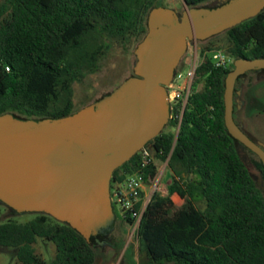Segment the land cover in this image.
I'll return each mask as SVG.
<instances>
[{
    "label": "trees",
    "instance_id": "obj_1",
    "mask_svg": "<svg viewBox=\"0 0 264 264\" xmlns=\"http://www.w3.org/2000/svg\"><path fill=\"white\" fill-rule=\"evenodd\" d=\"M184 1L189 7L222 4ZM158 7H167L165 0L0 1V114L48 118L74 113L73 85L85 76L84 69L93 71L116 43L128 48L137 42L138 49ZM222 35L235 60L264 58V11L199 41ZM213 46L204 45L201 54ZM235 66L205 59L179 135V120L172 119L170 129L146 145L154 155L146 168L141 150L114 173L113 189L142 169L150 182L159 173L158 162H169V192L153 194L138 228L140 264H264V192L241 155L243 143L226 123L227 78ZM201 81L204 88L198 90ZM109 236L85 238L45 213L27 222L0 223V246L17 249L16 264H49L36 250L39 238L55 245L50 264H94L95 245L107 243Z\"/></svg>",
    "mask_w": 264,
    "mask_h": 264
},
{
    "label": "water",
    "instance_id": "obj_2",
    "mask_svg": "<svg viewBox=\"0 0 264 264\" xmlns=\"http://www.w3.org/2000/svg\"><path fill=\"white\" fill-rule=\"evenodd\" d=\"M221 1L184 13L154 9L137 49L136 74L80 110L48 118L0 114V202L17 213L48 214L85 238L110 234L117 224L114 173L172 120L168 86L190 41L221 34L264 11V0ZM235 65L227 78L226 123L264 161V144L235 118L237 104L243 105L238 79L264 69V58H239Z\"/></svg>",
    "mask_w": 264,
    "mask_h": 264
},
{
    "label": "rangeland",
    "instance_id": "obj_3",
    "mask_svg": "<svg viewBox=\"0 0 264 264\" xmlns=\"http://www.w3.org/2000/svg\"><path fill=\"white\" fill-rule=\"evenodd\" d=\"M165 3L168 7L176 8L181 13H184L186 9H190L184 0H165ZM206 44L214 45L213 49L219 48L228 51L225 35L206 42L191 40L189 49L181 61V69H187L190 63L196 58L200 59L202 56V48ZM137 63V42L131 43L128 48H124L116 43L111 52L96 64L93 71L84 69L83 72L85 76L80 81L74 83V109L76 111L80 110L105 94L117 89L126 80L136 74ZM197 79L198 76L196 75L194 83H196ZM196 88L202 90L204 88V82L201 81ZM236 93L238 97L243 100V105L238 103L236 106L237 120L239 123L243 124L247 132L264 144V73L250 71L249 74L239 82ZM169 129L170 126L165 128V130ZM176 131H178L177 128ZM240 151L243 159L256 179L258 186L264 192V173L256 163L259 157L244 144L240 146ZM158 163L159 173L156 178L148 182L146 187L148 199L152 198L156 191L168 194L169 184L172 182L169 162L159 161ZM115 211L117 214V227L122 228L124 234H129L130 231H132L131 237L133 240H137V231L135 232L134 226H129L124 219L122 207L117 202H115ZM36 215L37 213L35 212L17 213L0 202V223L10 219L18 222H27ZM51 246H54L53 242L42 238H39L35 244L38 252L43 251L45 253L44 257L49 264L53 257ZM16 252V248L0 246V264H16Z\"/></svg>",
    "mask_w": 264,
    "mask_h": 264
},
{
    "label": "built area",
    "instance_id": "obj_4",
    "mask_svg": "<svg viewBox=\"0 0 264 264\" xmlns=\"http://www.w3.org/2000/svg\"><path fill=\"white\" fill-rule=\"evenodd\" d=\"M208 57L218 66H231L235 62V59L228 51L217 48L208 50L200 59L196 58L190 63L187 69H181L179 67L175 78L168 86L173 110L172 119L179 120L177 132L181 129L185 110L193 90L197 69ZM142 155L143 168H146L154 160V155L148 147L142 150ZM147 184L146 173L142 169L130 174L123 182L117 183L113 189L114 202L121 205L124 216L133 219L132 225L134 226L135 232H138L147 205L151 201V198L148 199L146 194Z\"/></svg>",
    "mask_w": 264,
    "mask_h": 264
},
{
    "label": "crops",
    "instance_id": "obj_5",
    "mask_svg": "<svg viewBox=\"0 0 264 264\" xmlns=\"http://www.w3.org/2000/svg\"><path fill=\"white\" fill-rule=\"evenodd\" d=\"M127 223L132 226V223L128 221ZM131 234L132 231L129 234H124L122 228L117 227L116 224L107 243L95 245L96 260L94 264H140L139 242L138 239L133 240ZM51 247L54 257L55 245ZM39 253L44 257L45 253L43 251Z\"/></svg>",
    "mask_w": 264,
    "mask_h": 264
},
{
    "label": "flooded vegetation",
    "instance_id": "obj_6",
    "mask_svg": "<svg viewBox=\"0 0 264 264\" xmlns=\"http://www.w3.org/2000/svg\"><path fill=\"white\" fill-rule=\"evenodd\" d=\"M261 70H262V71H260V72L264 73V69H261ZM239 82H240V81L237 82V89H238ZM236 95L238 96L237 93H236Z\"/></svg>",
    "mask_w": 264,
    "mask_h": 264
}]
</instances>
